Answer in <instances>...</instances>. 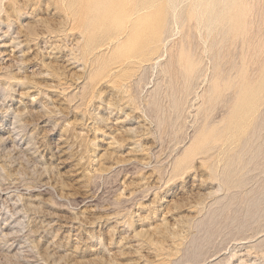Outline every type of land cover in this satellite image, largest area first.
<instances>
[{
	"label": "rangeland",
	"instance_id": "obj_1",
	"mask_svg": "<svg viewBox=\"0 0 264 264\" xmlns=\"http://www.w3.org/2000/svg\"><path fill=\"white\" fill-rule=\"evenodd\" d=\"M72 1L0 0V264H264V0Z\"/></svg>",
	"mask_w": 264,
	"mask_h": 264
},
{
	"label": "bare ground",
	"instance_id": "obj_2",
	"mask_svg": "<svg viewBox=\"0 0 264 264\" xmlns=\"http://www.w3.org/2000/svg\"><path fill=\"white\" fill-rule=\"evenodd\" d=\"M96 1H99V3L96 4ZM155 1L156 0H74L70 3L69 7L71 8L75 5L76 7H74L72 11L80 16L81 14L88 15L89 12H92L93 9L96 8V5L102 4L103 16L105 15L108 17L110 21L108 32L114 33L112 37H115L116 34L125 33V45L132 47L142 44L141 47L139 46L137 48V53L143 54L147 53L149 51L148 47L156 42L164 24L166 5L163 3L156 6ZM138 20L148 21L149 29L147 32L142 31L141 28L136 25ZM142 33L147 36H142ZM255 90L256 89L249 87L245 97L240 102L242 108L239 109V113L247 114L248 111H250L253 98L256 95Z\"/></svg>",
	"mask_w": 264,
	"mask_h": 264
}]
</instances>
